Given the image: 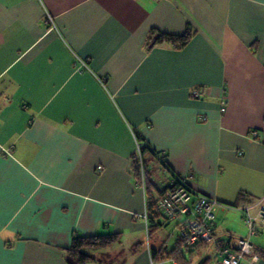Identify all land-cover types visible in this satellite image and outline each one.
Here are the masks:
<instances>
[{
  "label": "crops",
  "instance_id": "obj_1",
  "mask_svg": "<svg viewBox=\"0 0 264 264\" xmlns=\"http://www.w3.org/2000/svg\"><path fill=\"white\" fill-rule=\"evenodd\" d=\"M135 134L164 156L151 180L189 175L214 237L264 264V225L241 220L264 193V0H0V264H67L73 232L118 233L84 264H219L210 243L169 256L177 220L147 210Z\"/></svg>",
  "mask_w": 264,
  "mask_h": 264
},
{
  "label": "built area",
  "instance_id": "obj_2",
  "mask_svg": "<svg viewBox=\"0 0 264 264\" xmlns=\"http://www.w3.org/2000/svg\"><path fill=\"white\" fill-rule=\"evenodd\" d=\"M47 20L52 22L47 14ZM79 65H84V61L76 57ZM194 95L198 93L194 90ZM225 98L220 100V112L225 111ZM201 118V117H200ZM204 118V117H202ZM253 135L255 132H251ZM135 159L138 166L137 186L144 192L145 166L141 152V142L136 139ZM161 154H158V157ZM164 158V157H163ZM217 201L206 194L197 192L189 184V175L172 174L169 184L162 188V192L157 196L154 210L167 218L177 220V236L181 242L190 247L198 242H206L213 245L219 256V264H240L243 257L257 259L253 244L248 237H239L234 240L221 242L214 237L212 232V219L214 206ZM257 209L254 214L249 212V207L242 208V218L247 227L248 235L257 231L259 225H264V193L256 201ZM146 218V212L142 214ZM149 264H152L150 261Z\"/></svg>",
  "mask_w": 264,
  "mask_h": 264
},
{
  "label": "trees",
  "instance_id": "obj_3",
  "mask_svg": "<svg viewBox=\"0 0 264 264\" xmlns=\"http://www.w3.org/2000/svg\"><path fill=\"white\" fill-rule=\"evenodd\" d=\"M190 35V31L186 29L181 34H171L163 31H159L157 29H152L150 36L148 37V45L161 42V41H169L176 45L184 43ZM136 139L141 142V152L143 156V162L145 166V185H144V194L146 199L147 210L150 212H154L158 214L154 210V205L157 196L162 192V188H159L157 184L151 180L148 175V171L146 168V160L144 158V152L146 150L151 151L152 154L157 156L158 162L162 166H166L164 156L161 155L158 157V154L151 150L149 146L140 138L137 134H135ZM135 153L132 155V164L131 167L133 169L134 178L137 182L138 177V166L137 161L135 159ZM118 233H108V234H91V235H80L76 232L71 234L70 244L68 247L64 249L65 252V261L67 264H84L87 261L95 260L94 256L87 251L89 249L96 248H104L110 245L113 241L117 239ZM178 245L172 249L168 254L170 257L180 261V256L182 253L179 252V248L183 247L188 253L195 252L199 247L205 246L206 242H198L190 247L185 246L181 240H178ZM264 255V253H263Z\"/></svg>",
  "mask_w": 264,
  "mask_h": 264
},
{
  "label": "rangeland",
  "instance_id": "obj_4",
  "mask_svg": "<svg viewBox=\"0 0 264 264\" xmlns=\"http://www.w3.org/2000/svg\"><path fill=\"white\" fill-rule=\"evenodd\" d=\"M163 169L161 168V165L160 166H156L151 172H150V174H149V176L151 177V179H153V180H157V179H159V177L161 178L162 177V174H163V171H162ZM158 181V180H157ZM214 213H215V211H214ZM214 216V215H213ZM242 220V223H243V227L245 228V230H246V232H247V227H246V225H245V223H244V221H243V218L241 219ZM176 232H177V230H176ZM248 233V232H247ZM177 235V234H176ZM174 236H175V233H174ZM247 237V236H246ZM210 247V246H209ZM207 248V249H210V248ZM213 262H215V260L213 259L212 260ZM217 261H218V263H219V256H217Z\"/></svg>",
  "mask_w": 264,
  "mask_h": 264
}]
</instances>
